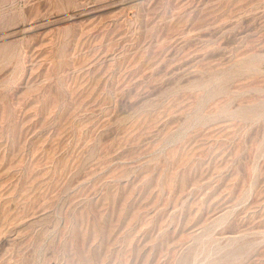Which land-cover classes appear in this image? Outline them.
<instances>
[{"label":"rangeland","instance_id":"374dc122","mask_svg":"<svg viewBox=\"0 0 264 264\" xmlns=\"http://www.w3.org/2000/svg\"><path fill=\"white\" fill-rule=\"evenodd\" d=\"M0 264H264V0H0Z\"/></svg>","mask_w":264,"mask_h":264}]
</instances>
